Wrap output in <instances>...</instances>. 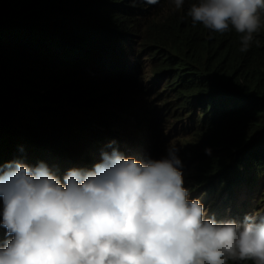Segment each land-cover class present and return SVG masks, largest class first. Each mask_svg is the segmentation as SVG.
Wrapping results in <instances>:
<instances>
[{"label":"trees","instance_id":"obj_1","mask_svg":"<svg viewBox=\"0 0 264 264\" xmlns=\"http://www.w3.org/2000/svg\"><path fill=\"white\" fill-rule=\"evenodd\" d=\"M194 2L0 0V166L160 159L179 126L200 185L232 177L222 201L264 180V28L241 52L234 29L193 24Z\"/></svg>","mask_w":264,"mask_h":264},{"label":"clouds","instance_id":"obj_2","mask_svg":"<svg viewBox=\"0 0 264 264\" xmlns=\"http://www.w3.org/2000/svg\"><path fill=\"white\" fill-rule=\"evenodd\" d=\"M171 3L180 9L184 0ZM187 14L211 32L234 29L241 52L264 28V0H195ZM177 153L172 143L160 159L104 151L62 180L44 162H6L0 264H264V180L233 186L225 201L218 193L228 194L232 177L196 181L189 193Z\"/></svg>","mask_w":264,"mask_h":264},{"label":"rangeland","instance_id":"obj_3","mask_svg":"<svg viewBox=\"0 0 264 264\" xmlns=\"http://www.w3.org/2000/svg\"><path fill=\"white\" fill-rule=\"evenodd\" d=\"M133 127H134V121L131 122V123L126 124V128L130 129L131 131L134 130ZM167 134H168V141H170L172 144H175L176 147L178 148V153L177 154H178V156L180 157V159L182 161V169H181V171H182L183 178H184V186L189 189V193H190V188H192V186H194V185H197L196 176L195 175H189L190 171H192L195 168V166H196L195 158L192 156V154L190 155V150L187 149V146H186V142L190 143L191 142L190 141L191 138L188 137L187 141H181L180 140L181 139V136H180L181 133H180V130H179V126H176V128L172 129ZM122 136H123V134H119V137H122ZM178 136H180V137H178ZM112 150H113V147L111 149L108 148L107 152L110 153ZM184 154L186 155L187 160L183 162L184 157H185ZM98 161H100V160H98ZM88 164L95 165V163H88ZM64 174H62V172H61L60 175L59 174H57V175L62 180ZM262 180H263V178H262ZM220 184L218 186H220ZM191 197H193V196H189L190 199H191ZM198 198H200L201 201H202V194L199 195ZM1 202L2 201H0V204H1Z\"/></svg>","mask_w":264,"mask_h":264}]
</instances>
